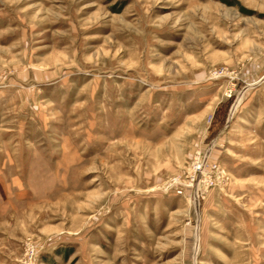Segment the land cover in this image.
Here are the masks:
<instances>
[{"label":"rangeland","instance_id":"rangeland-1","mask_svg":"<svg viewBox=\"0 0 264 264\" xmlns=\"http://www.w3.org/2000/svg\"><path fill=\"white\" fill-rule=\"evenodd\" d=\"M0 264H264V0H0Z\"/></svg>","mask_w":264,"mask_h":264},{"label":"built area","instance_id":"built-area-1","mask_svg":"<svg viewBox=\"0 0 264 264\" xmlns=\"http://www.w3.org/2000/svg\"><path fill=\"white\" fill-rule=\"evenodd\" d=\"M196 182H198V180H196Z\"/></svg>","mask_w":264,"mask_h":264}]
</instances>
